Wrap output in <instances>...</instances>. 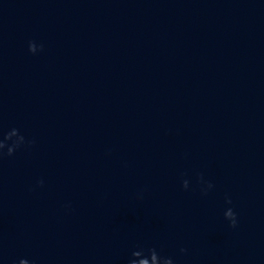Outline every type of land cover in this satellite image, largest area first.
I'll return each mask as SVG.
<instances>
[{"label": "clouds", "instance_id": "1", "mask_svg": "<svg viewBox=\"0 0 264 264\" xmlns=\"http://www.w3.org/2000/svg\"><path fill=\"white\" fill-rule=\"evenodd\" d=\"M28 51L36 55L38 52L43 51V45H38L34 40L29 41ZM34 144V139H27L17 128H11L7 132L0 131V160H3L5 157H12L18 150L30 148ZM197 177L202 195H207L214 188V185L206 180L201 173H198ZM43 185L44 181L42 179L37 181L38 187H43ZM181 186L184 190H188L189 181L187 179H182ZM142 198L143 195L140 194L138 199ZM225 202L229 205L232 203L231 199L228 197L225 198ZM70 207V205H65V208ZM223 215L224 219L228 221L229 227L234 229L238 226V215L233 208L228 207ZM180 252L184 254L187 252V249L181 248ZM18 264H34V261L30 262L28 259H20ZM127 264H174V260L170 256L161 255L155 247H138L131 252Z\"/></svg>", "mask_w": 264, "mask_h": 264}]
</instances>
